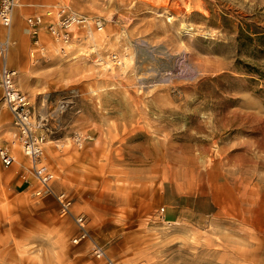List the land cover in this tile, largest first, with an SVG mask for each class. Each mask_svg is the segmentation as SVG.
I'll return each instance as SVG.
<instances>
[{"label": "rangeland", "instance_id": "obj_1", "mask_svg": "<svg viewBox=\"0 0 264 264\" xmlns=\"http://www.w3.org/2000/svg\"><path fill=\"white\" fill-rule=\"evenodd\" d=\"M54 5L102 28L78 29L63 54L44 29L32 53L16 6L0 25L53 173L48 193L17 144V163L0 162V264H102L93 242L114 264H264V0H46L34 13ZM12 129L0 101L1 145Z\"/></svg>", "mask_w": 264, "mask_h": 264}, {"label": "built area", "instance_id": "obj_2", "mask_svg": "<svg viewBox=\"0 0 264 264\" xmlns=\"http://www.w3.org/2000/svg\"><path fill=\"white\" fill-rule=\"evenodd\" d=\"M16 0H0V25L8 28L11 25L13 9ZM26 31L31 38L32 53H43L44 48L40 41V31L44 29L50 36L56 39L66 40L71 35L73 25L93 26L95 29L102 28V20L99 17H89L78 13L68 5L48 7L43 12L27 15L24 18ZM8 46V38L0 39V101L8 109L12 116L13 129L9 144H0V162L3 166L9 167L17 163L12 146L17 144L24 156L29 161V170L33 178L40 184L43 191L51 193L50 182L53 173L43 163L44 143L46 134L42 117L39 121L34 119V107L27 96L17 87V70L7 65L5 52ZM113 63H118L119 58L115 53L109 55ZM75 143L81 146L82 135L79 133L73 137ZM60 209L63 213L70 211V199L63 192L56 193ZM163 211V208H161ZM79 233L72 240L78 242L87 237L85 228V217L81 214L73 216ZM92 252L95 257L101 259L102 264H114L102 246L93 242Z\"/></svg>", "mask_w": 264, "mask_h": 264}, {"label": "crops", "instance_id": "obj_3", "mask_svg": "<svg viewBox=\"0 0 264 264\" xmlns=\"http://www.w3.org/2000/svg\"><path fill=\"white\" fill-rule=\"evenodd\" d=\"M16 9L14 11V18H19V14H34V12L38 11V7L42 6V3L46 0H16ZM55 6V5H54ZM23 12V13H22ZM13 68V67H12ZM178 204H171L168 207H177ZM168 216H172V210L168 209Z\"/></svg>", "mask_w": 264, "mask_h": 264}, {"label": "bare ground", "instance_id": "obj_4", "mask_svg": "<svg viewBox=\"0 0 264 264\" xmlns=\"http://www.w3.org/2000/svg\"><path fill=\"white\" fill-rule=\"evenodd\" d=\"M59 5H55L53 7H57ZM78 29H82L83 31L87 32V31H94L97 30L95 29L93 26L89 25V26H82V25H73L71 28V35L68 39L63 40V39H56L55 37L50 36L45 30V32L50 36V38L54 41L55 44L58 45V50L61 51L63 54H66L67 50L66 48H68L71 45V41L74 39L75 37V33L77 32ZM98 31V30H97ZM110 60V59H109ZM111 61V60H110ZM111 63H113L111 61ZM18 87V85H17ZM19 88V87H18ZM25 94V93H24ZM27 96V95H26ZM28 98V97H27ZM12 117V116H11ZM163 208V207H162ZM164 210V208H163Z\"/></svg>", "mask_w": 264, "mask_h": 264}]
</instances>
